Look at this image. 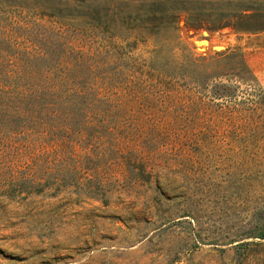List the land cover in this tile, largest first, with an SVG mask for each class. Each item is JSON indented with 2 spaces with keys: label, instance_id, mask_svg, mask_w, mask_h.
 <instances>
[{
  "label": "rangeland",
  "instance_id": "374dc122",
  "mask_svg": "<svg viewBox=\"0 0 264 264\" xmlns=\"http://www.w3.org/2000/svg\"><path fill=\"white\" fill-rule=\"evenodd\" d=\"M205 18L119 39L129 61L191 78L117 118L124 169L105 184L72 178L106 174V144L0 133V264H264V30Z\"/></svg>",
  "mask_w": 264,
  "mask_h": 264
},
{
  "label": "trees",
  "instance_id": "16d2710c",
  "mask_svg": "<svg viewBox=\"0 0 264 264\" xmlns=\"http://www.w3.org/2000/svg\"><path fill=\"white\" fill-rule=\"evenodd\" d=\"M206 15L220 17L207 28L264 30V0H0V133L60 136L87 150L107 145L119 154H104L98 169L106 174L82 165L72 178L105 184L109 171L124 169L117 118L138 98L179 97L188 88L178 79L191 78L129 61L119 39L178 30L182 20L202 27Z\"/></svg>",
  "mask_w": 264,
  "mask_h": 264
},
{
  "label": "water",
  "instance_id": "95a60500",
  "mask_svg": "<svg viewBox=\"0 0 264 264\" xmlns=\"http://www.w3.org/2000/svg\"><path fill=\"white\" fill-rule=\"evenodd\" d=\"M204 33H206V30H204Z\"/></svg>",
  "mask_w": 264,
  "mask_h": 264
}]
</instances>
